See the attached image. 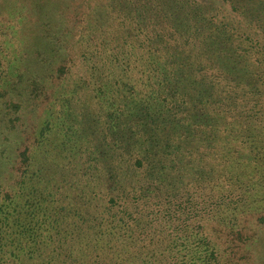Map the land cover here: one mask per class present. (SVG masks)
<instances>
[{
  "label": "trees",
  "instance_id": "trees-1",
  "mask_svg": "<svg viewBox=\"0 0 264 264\" xmlns=\"http://www.w3.org/2000/svg\"><path fill=\"white\" fill-rule=\"evenodd\" d=\"M117 1L138 82L123 69L94 90L106 112H91L90 133L67 101L62 116L48 110L40 138H62L41 165L25 149L18 192L0 198V264H251L264 225L255 207L244 212V194L264 199V0ZM156 220L165 225L149 228Z\"/></svg>",
  "mask_w": 264,
  "mask_h": 264
},
{
  "label": "rangeland",
  "instance_id": "rangeland-1",
  "mask_svg": "<svg viewBox=\"0 0 264 264\" xmlns=\"http://www.w3.org/2000/svg\"><path fill=\"white\" fill-rule=\"evenodd\" d=\"M117 3L119 1L115 0V5ZM109 4L110 0H0V198L7 192L11 195L18 192V181L25 169L22 155L25 149L28 154H37V165L45 163L47 149L51 153L57 150L62 134L52 128L53 131L46 133L49 140L44 142V151L40 146L42 151L34 152L40 149H36L43 140L40 129L49 109L62 116L66 113L63 104L67 101L71 110L69 119L75 126H86L90 133L92 123L96 124L91 112L97 116L106 112L105 105L97 104L93 98L94 90L108 77L113 80L115 76H122L123 69L131 82H138L135 56L132 55L137 53V45L131 38L130 45L123 43L129 21H124L123 16L114 11V5ZM118 51L121 65L113 60V55L108 59ZM124 60H130L129 69ZM34 79L39 82L41 92L38 98L30 100L27 92ZM81 141L86 147L88 140ZM99 141L97 137L92 143ZM88 145L90 147L91 142ZM79 160L85 170L86 158L83 156ZM65 162L74 165V156ZM67 171L71 172L72 168ZM253 173L250 170L247 176ZM90 183L96 191L107 194L106 187L102 188L95 177ZM28 186L30 190L32 184ZM68 186L58 190L55 196L71 193ZM262 192L256 190L244 194L245 202L249 204L245 213L253 206L258 210L255 213L264 214V199L259 203ZM239 193L236 190V194ZM146 213L149 212H141L140 216ZM236 213L239 220L249 216L240 210ZM164 225L163 220H156L149 228ZM255 232L258 239L251 248V264H264V225L257 226ZM211 237L219 245H226L225 237Z\"/></svg>",
  "mask_w": 264,
  "mask_h": 264
}]
</instances>
